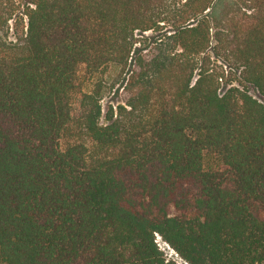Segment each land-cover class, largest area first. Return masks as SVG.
<instances>
[{
  "label": "trees",
  "instance_id": "16d2710c",
  "mask_svg": "<svg viewBox=\"0 0 264 264\" xmlns=\"http://www.w3.org/2000/svg\"><path fill=\"white\" fill-rule=\"evenodd\" d=\"M158 235L264 264V0H0V264H178Z\"/></svg>",
  "mask_w": 264,
  "mask_h": 264
},
{
  "label": "rangeland",
  "instance_id": "374dc122",
  "mask_svg": "<svg viewBox=\"0 0 264 264\" xmlns=\"http://www.w3.org/2000/svg\"><path fill=\"white\" fill-rule=\"evenodd\" d=\"M144 34L148 35L149 36V39H148L149 42H152L153 40H155L156 38L159 37V35L161 34V31L149 30V31L144 32ZM138 46H139V44H138ZM144 51H147V50L145 49ZM134 56H135V54H134ZM130 61L134 62L135 59L131 58ZM127 71H128V68H127ZM130 73H131V71H129L128 73L127 72L123 73V77H125V76L127 77L125 84L122 86H120V84H118L115 91H113L110 95H108L107 97H105L101 101L105 105V108L108 106V104H117V103L125 104V102L122 99V92H123L124 86L126 85V82L128 80ZM157 237L159 238L161 248L164 249L165 254L168 258L175 259L178 262V264H188L186 261H184L182 258H180L178 256V254L172 248H170L168 245H166L164 242H162L160 239V236H157Z\"/></svg>",
  "mask_w": 264,
  "mask_h": 264
},
{
  "label": "built area",
  "instance_id": "2783aa9c",
  "mask_svg": "<svg viewBox=\"0 0 264 264\" xmlns=\"http://www.w3.org/2000/svg\"><path fill=\"white\" fill-rule=\"evenodd\" d=\"M158 236H159V235H158ZM157 241H158V243H159V245H160V241H159V238H158V240H157Z\"/></svg>",
  "mask_w": 264,
  "mask_h": 264
}]
</instances>
